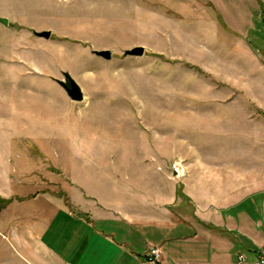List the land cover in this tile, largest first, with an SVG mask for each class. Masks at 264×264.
I'll return each mask as SVG.
<instances>
[{
	"label": "rangeland",
	"instance_id": "1",
	"mask_svg": "<svg viewBox=\"0 0 264 264\" xmlns=\"http://www.w3.org/2000/svg\"><path fill=\"white\" fill-rule=\"evenodd\" d=\"M216 1L0 0V195L127 198L118 182L173 206L192 163L200 184L259 157L246 98L264 109V8L244 33L239 4ZM134 46L142 55L123 53Z\"/></svg>",
	"mask_w": 264,
	"mask_h": 264
},
{
	"label": "crops",
	"instance_id": "2",
	"mask_svg": "<svg viewBox=\"0 0 264 264\" xmlns=\"http://www.w3.org/2000/svg\"><path fill=\"white\" fill-rule=\"evenodd\" d=\"M233 1L243 13L233 20H246L244 33L251 32L264 0ZM246 99L260 122L249 151L258 147L260 156L232 166L231 176L211 172L200 184L187 180L198 170L192 163L191 172H179L185 197L173 206L169 192L142 196L134 184L118 182L110 187L130 192L127 198L83 195L74 186L64 201L27 191L0 195L9 199L0 209V264H151L152 247L156 264H251L264 257V117L256 108L264 109Z\"/></svg>",
	"mask_w": 264,
	"mask_h": 264
},
{
	"label": "water",
	"instance_id": "3",
	"mask_svg": "<svg viewBox=\"0 0 264 264\" xmlns=\"http://www.w3.org/2000/svg\"><path fill=\"white\" fill-rule=\"evenodd\" d=\"M0 21L3 24L7 23L6 18H0ZM34 34L37 36H42L48 38L50 36L49 30L34 31ZM91 52L96 56H99L105 60L111 58L110 50L108 49H91ZM125 55H136L140 56L143 53L142 46H134L130 49H126L123 52ZM55 81L62 87L69 99L74 101H80L83 99V92L80 85L74 80V78L67 72L62 71V78H55Z\"/></svg>",
	"mask_w": 264,
	"mask_h": 264
},
{
	"label": "built area",
	"instance_id": "4",
	"mask_svg": "<svg viewBox=\"0 0 264 264\" xmlns=\"http://www.w3.org/2000/svg\"><path fill=\"white\" fill-rule=\"evenodd\" d=\"M158 256H159V251L157 248H150L149 250V254H148V262L151 264H156V262L158 261ZM244 258V255L240 254L238 255V260L241 261ZM251 264H264V257L260 254H257L255 259L253 260V262Z\"/></svg>",
	"mask_w": 264,
	"mask_h": 264
},
{
	"label": "trees",
	"instance_id": "5",
	"mask_svg": "<svg viewBox=\"0 0 264 264\" xmlns=\"http://www.w3.org/2000/svg\"><path fill=\"white\" fill-rule=\"evenodd\" d=\"M256 112H257L259 115H261L262 117H264V111H262V110L256 108Z\"/></svg>",
	"mask_w": 264,
	"mask_h": 264
}]
</instances>
